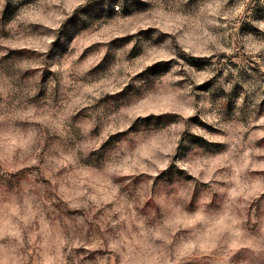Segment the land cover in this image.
<instances>
[{
  "label": "rangeland",
  "instance_id": "obj_1",
  "mask_svg": "<svg viewBox=\"0 0 264 264\" xmlns=\"http://www.w3.org/2000/svg\"><path fill=\"white\" fill-rule=\"evenodd\" d=\"M0 264H264V0H0Z\"/></svg>",
  "mask_w": 264,
  "mask_h": 264
}]
</instances>
